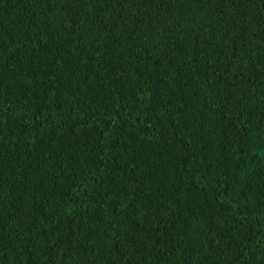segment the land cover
<instances>
[{
  "label": "trees",
  "instance_id": "16d2710c",
  "mask_svg": "<svg viewBox=\"0 0 264 264\" xmlns=\"http://www.w3.org/2000/svg\"><path fill=\"white\" fill-rule=\"evenodd\" d=\"M0 264H264V0H0Z\"/></svg>",
  "mask_w": 264,
  "mask_h": 264
}]
</instances>
